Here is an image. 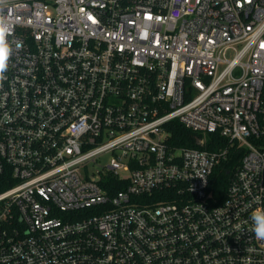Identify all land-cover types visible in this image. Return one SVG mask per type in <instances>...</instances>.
<instances>
[{"label":"built area","instance_id":"obj_1","mask_svg":"<svg viewBox=\"0 0 264 264\" xmlns=\"http://www.w3.org/2000/svg\"><path fill=\"white\" fill-rule=\"evenodd\" d=\"M0 186V264H264V0H0Z\"/></svg>","mask_w":264,"mask_h":264},{"label":"trees","instance_id":"obj_2","mask_svg":"<svg viewBox=\"0 0 264 264\" xmlns=\"http://www.w3.org/2000/svg\"><path fill=\"white\" fill-rule=\"evenodd\" d=\"M166 130L170 133V138L168 142L172 145L179 147H189L198 148L201 150L215 151L219 147L226 146V141L219 138L218 134L210 133L207 134V142L203 145L198 143L199 139H203L204 135L196 134L188 129H186L180 122L173 121L166 126ZM230 153H240L236 148H232ZM236 165L235 158L225 162L218 168L214 174L211 188L214 194L221 198L224 197L225 190L227 188L230 173L232 172L234 166ZM6 186H0V191L4 190ZM119 190H122L119 188Z\"/></svg>","mask_w":264,"mask_h":264},{"label":"clouds","instance_id":"obj_3","mask_svg":"<svg viewBox=\"0 0 264 264\" xmlns=\"http://www.w3.org/2000/svg\"><path fill=\"white\" fill-rule=\"evenodd\" d=\"M252 232L255 237L264 240V209L258 210L251 216Z\"/></svg>","mask_w":264,"mask_h":264},{"label":"rangeland","instance_id":"obj_4","mask_svg":"<svg viewBox=\"0 0 264 264\" xmlns=\"http://www.w3.org/2000/svg\"><path fill=\"white\" fill-rule=\"evenodd\" d=\"M110 158H111V155H110V154H106V155H104V156L101 158V160H100V165H101V166H105V165H107L108 162H109V160H110ZM96 168H97V167H96Z\"/></svg>","mask_w":264,"mask_h":264}]
</instances>
